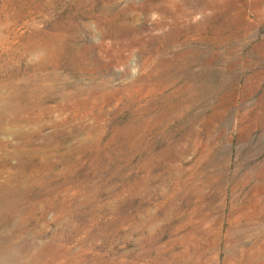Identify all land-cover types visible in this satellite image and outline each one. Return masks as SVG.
Returning <instances> with one entry per match:
<instances>
[{
    "label": "rangeland",
    "instance_id": "1",
    "mask_svg": "<svg viewBox=\"0 0 264 264\" xmlns=\"http://www.w3.org/2000/svg\"><path fill=\"white\" fill-rule=\"evenodd\" d=\"M9 29L37 153L0 159V264H264V0H0Z\"/></svg>",
    "mask_w": 264,
    "mask_h": 264
},
{
    "label": "bare ground",
    "instance_id": "2",
    "mask_svg": "<svg viewBox=\"0 0 264 264\" xmlns=\"http://www.w3.org/2000/svg\"><path fill=\"white\" fill-rule=\"evenodd\" d=\"M9 33H11L10 37L12 38V41L7 40L8 38L6 37L4 38L2 36L0 37V48L2 47V50L6 56V58L4 57L5 58L4 63L2 64L0 63V73L2 74V76H0L1 77L0 78V93H5L4 98L0 97V132H4V133L14 132L18 139L24 138V142L21 144H18L17 146H14V148L10 151L8 150V145L4 144L0 140V159L3 161H7L9 158L11 159L19 158L21 154H25L30 157L31 155L37 153L36 150L31 149L29 135L25 136L23 133V129H22L28 123L31 122V119H29V116H28L29 112L31 111V108L28 106H24V107L22 106L19 110H16L17 108L15 107L13 108V103H15L16 101L14 102L13 100L19 99V96H22V93H18V90H19L18 76L20 72H17V71H20L19 69H21V68H18V61L20 58H26V57L32 56L33 53L38 51L37 49H39L40 44L35 41L34 43H31V45L29 46L22 43L19 47H17L15 45V41L19 39V36H17L13 32V30H10ZM6 76H10V77L6 78ZM26 82L27 81H25V83ZM6 89L11 92L10 96L7 93L8 91H6ZM8 99H11L10 100L11 103L7 102ZM22 172L24 171H21L19 173L23 176H26L29 174V173L25 174ZM30 173L33 174L34 170H32ZM5 176H8V179H7L8 181H5L4 183L0 182V213L6 210L7 204L10 205L7 202L6 203L3 202V200H5L9 196H12L10 193L14 192L12 189V187H14L13 174L8 173L7 170L0 169V179Z\"/></svg>",
    "mask_w": 264,
    "mask_h": 264
}]
</instances>
